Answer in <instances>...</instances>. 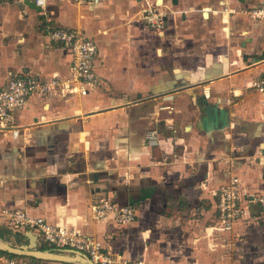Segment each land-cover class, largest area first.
Instances as JSON below:
<instances>
[{"label":"crops","instance_id":"crops-1","mask_svg":"<svg viewBox=\"0 0 264 264\" xmlns=\"http://www.w3.org/2000/svg\"><path fill=\"white\" fill-rule=\"evenodd\" d=\"M154 1L161 31L142 20ZM261 2L46 0L37 11L0 0V89L27 72H67L68 51L48 35L56 27L86 31L99 50L86 96L32 95L12 112L18 136L0 134V237L27 243L29 230L1 216L23 209L95 237L118 261L264 264L254 200L264 196V96L251 87L264 77V23L245 13ZM232 175L242 210L224 230L216 191ZM101 198L134 205V221L94 220Z\"/></svg>","mask_w":264,"mask_h":264},{"label":"built area","instance_id":"built-area-1","mask_svg":"<svg viewBox=\"0 0 264 264\" xmlns=\"http://www.w3.org/2000/svg\"><path fill=\"white\" fill-rule=\"evenodd\" d=\"M13 3H24L27 0H1ZM36 6L44 8L46 0H28ZM74 1V0H73ZM82 2L84 0H75ZM96 2L97 0H89ZM246 15L253 21L264 23V2L245 9ZM142 20L148 28L161 31L166 26V15L155 1L147 3L142 9ZM49 38L68 51L69 64L64 74L53 73L47 79H40L27 72L10 78L0 89V134L15 138L19 128L12 121V112L22 108L30 96L41 97L69 94L86 96L89 89L96 85L97 74L95 59L98 46L95 39L86 31L69 27H56L49 30ZM251 87L264 96V77L254 78ZM203 96L209 99L208 87L203 88ZM216 214L218 225L224 230L230 229L240 216L241 202L239 199V178L229 176L227 182L216 191ZM264 212V196L255 199ZM89 214L94 220L111 217L116 225L130 224L136 217L134 205L120 206L108 198H101L89 206ZM1 216L15 230H29L35 236L39 246L58 250H76L91 259L94 264H138L130 261H118L104 250L101 243L93 236L83 234L64 225H55L46 218L33 216L23 209L4 208ZM5 255V254H3ZM0 256L1 264H36L23 262L19 257ZM7 256V257H6Z\"/></svg>","mask_w":264,"mask_h":264},{"label":"water","instance_id":"water-1","mask_svg":"<svg viewBox=\"0 0 264 264\" xmlns=\"http://www.w3.org/2000/svg\"><path fill=\"white\" fill-rule=\"evenodd\" d=\"M30 8L40 11V7L34 2H25ZM24 236L27 243L20 242L14 245L0 237V251L17 257H27L41 261V264H94L89 257L76 250H52L41 249L38 246L36 236L31 231H26Z\"/></svg>","mask_w":264,"mask_h":264},{"label":"rangeland","instance_id":"rangeland-1","mask_svg":"<svg viewBox=\"0 0 264 264\" xmlns=\"http://www.w3.org/2000/svg\"><path fill=\"white\" fill-rule=\"evenodd\" d=\"M70 1V0H69ZM71 2H74L73 0H71ZM146 36V35H145ZM144 36V37H145ZM12 244L14 245H18L20 244V242H17L16 240L13 239V242H11ZM39 246V245H38ZM40 247V246H39ZM41 248V247H40ZM5 254V253H3ZM2 254V255H3ZM5 256V255H3ZM7 257V256H6ZM19 259H21L23 262H29V261H32V262H35L36 264H41V261H38V260H35V259H30V258H27V257H19ZM1 264V263H0Z\"/></svg>","mask_w":264,"mask_h":264},{"label":"trees","instance_id":"trees-1","mask_svg":"<svg viewBox=\"0 0 264 264\" xmlns=\"http://www.w3.org/2000/svg\"><path fill=\"white\" fill-rule=\"evenodd\" d=\"M41 249H46V248H43V247H41ZM0 252H2V251H0ZM6 254V253H5ZM9 257H17V256H14V255H9V254H7Z\"/></svg>","mask_w":264,"mask_h":264}]
</instances>
